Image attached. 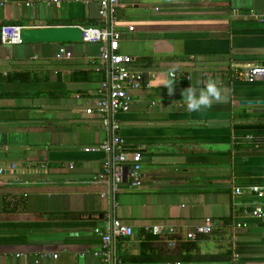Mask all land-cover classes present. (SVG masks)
<instances>
[{
    "label": "crops",
    "instance_id": "0c3cea01",
    "mask_svg": "<svg viewBox=\"0 0 264 264\" xmlns=\"http://www.w3.org/2000/svg\"><path fill=\"white\" fill-rule=\"evenodd\" d=\"M118 18L119 52L152 84L117 116L139 190L112 194L106 154L85 152L110 138L86 113L107 78L99 46L0 37V264H101L94 230L112 216L134 230L127 264H264V0H122ZM100 24L99 0H0V28ZM209 81L221 98L189 110L184 90Z\"/></svg>",
    "mask_w": 264,
    "mask_h": 264
},
{
    "label": "built area",
    "instance_id": "2783aa9c",
    "mask_svg": "<svg viewBox=\"0 0 264 264\" xmlns=\"http://www.w3.org/2000/svg\"><path fill=\"white\" fill-rule=\"evenodd\" d=\"M121 2L122 0H99L101 24L89 28L81 27L83 43L99 46L100 61L107 69V78L101 84L100 97L94 107L87 109L86 113L90 116H98L110 135L109 139L97 146L86 148L85 152L106 154L101 178L111 177L112 194L125 184L129 190H139L144 185L143 156L141 152L128 151L124 148L125 142L120 135L121 123L117 116L131 111L133 102L131 91L152 88L151 80L134 69L135 59L119 52L121 32L118 28V11ZM24 28L17 25H3L0 28L1 42L5 45H22L21 32ZM258 72V69H254L251 70V74L245 76L238 74V77L252 83ZM171 76L177 77L174 73ZM242 193L240 189L235 190L237 196H241ZM254 193H259V190L254 188ZM252 215L256 218H264V207L259 206ZM166 230L167 227L163 224L147 229L150 234L159 237L163 236ZM94 232L101 241L100 249L94 252V256L101 260V264H127L121 257L122 249L118 244L133 237L132 227L112 216L110 222L96 227ZM211 232L210 226H198L187 234L186 239L192 241L198 235ZM121 245L125 246V244Z\"/></svg>",
    "mask_w": 264,
    "mask_h": 264
},
{
    "label": "water",
    "instance_id": "95a60500",
    "mask_svg": "<svg viewBox=\"0 0 264 264\" xmlns=\"http://www.w3.org/2000/svg\"><path fill=\"white\" fill-rule=\"evenodd\" d=\"M23 44L68 45L83 43L80 26L26 27L21 32ZM250 73V71H248Z\"/></svg>",
    "mask_w": 264,
    "mask_h": 264
},
{
    "label": "clouds",
    "instance_id": "9594fccd",
    "mask_svg": "<svg viewBox=\"0 0 264 264\" xmlns=\"http://www.w3.org/2000/svg\"><path fill=\"white\" fill-rule=\"evenodd\" d=\"M164 86L171 88V82ZM174 88H171L173 91ZM183 101L191 111H197L202 108H210L214 100L221 98L219 88L215 81H209L203 88H196L192 85L182 93Z\"/></svg>",
    "mask_w": 264,
    "mask_h": 264
},
{
    "label": "trees",
    "instance_id": "16d2710c",
    "mask_svg": "<svg viewBox=\"0 0 264 264\" xmlns=\"http://www.w3.org/2000/svg\"><path fill=\"white\" fill-rule=\"evenodd\" d=\"M143 237H145V240L146 241H144L145 243H151V242H153V241H158V236H154V235H151V234H145V233H143ZM198 237L199 236H197V238H196V240H198ZM196 240H194V241H196ZM148 247H149V245H143L142 246V250H143V253H145L146 252V249H148Z\"/></svg>",
    "mask_w": 264,
    "mask_h": 264
}]
</instances>
